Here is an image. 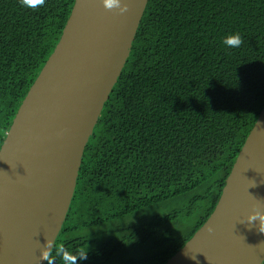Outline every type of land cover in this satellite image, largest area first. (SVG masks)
Instances as JSON below:
<instances>
[{
    "label": "trees",
    "instance_id": "1",
    "mask_svg": "<svg viewBox=\"0 0 264 264\" xmlns=\"http://www.w3.org/2000/svg\"><path fill=\"white\" fill-rule=\"evenodd\" d=\"M73 3L0 0V147ZM263 107L264 0H148L55 242L87 250L77 264H164L212 213Z\"/></svg>",
    "mask_w": 264,
    "mask_h": 264
},
{
    "label": "water",
    "instance_id": "2",
    "mask_svg": "<svg viewBox=\"0 0 264 264\" xmlns=\"http://www.w3.org/2000/svg\"><path fill=\"white\" fill-rule=\"evenodd\" d=\"M148 0H74L60 39L0 147V264H46L75 194L85 147L130 55ZM127 5L128 10L121 9ZM264 107L204 224L164 264H262Z\"/></svg>",
    "mask_w": 264,
    "mask_h": 264
},
{
    "label": "clouds",
    "instance_id": "3",
    "mask_svg": "<svg viewBox=\"0 0 264 264\" xmlns=\"http://www.w3.org/2000/svg\"><path fill=\"white\" fill-rule=\"evenodd\" d=\"M45 0H20V4L29 9H35L43 6ZM104 7L106 9H112L116 0H103ZM128 10L127 5L125 4L124 8L121 9L122 12ZM223 43L231 48H238L243 44V40L239 33L228 35ZM259 221L258 231L264 233V214H262L258 209H254L253 213L248 217V223L254 221ZM60 256L63 264H77L78 260L87 259V250L81 249L76 254H73L72 251L67 249L63 244L57 243L52 240H49L45 243L44 249L41 251L40 259L47 261V264H53L56 260V257Z\"/></svg>",
    "mask_w": 264,
    "mask_h": 264
},
{
    "label": "rangeland",
    "instance_id": "4",
    "mask_svg": "<svg viewBox=\"0 0 264 264\" xmlns=\"http://www.w3.org/2000/svg\"><path fill=\"white\" fill-rule=\"evenodd\" d=\"M164 207H159V209H158V212L161 214V213H165V212H167V213H173L176 209H175V207H174V205H172V204H169V203H167V204H165V205H163Z\"/></svg>",
    "mask_w": 264,
    "mask_h": 264
}]
</instances>
